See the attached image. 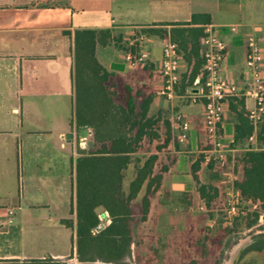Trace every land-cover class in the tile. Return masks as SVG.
I'll return each instance as SVG.
<instances>
[{"label": "crops", "instance_id": "crops-1", "mask_svg": "<svg viewBox=\"0 0 264 264\" xmlns=\"http://www.w3.org/2000/svg\"><path fill=\"white\" fill-rule=\"evenodd\" d=\"M194 14H208L210 23L204 30L210 28L226 46L219 69L221 79L238 86L249 79L245 68L246 41L253 37L262 54L264 80V0H0V71L6 58H13L14 69V76L0 74V264L78 261L75 230L59 223L61 219L76 217L74 160L83 150V143L77 141L76 130L71 126L74 32L109 29L114 35H122L128 47L127 40L141 29L169 30L170 24L189 22ZM162 40L145 36L140 50L148 53V60L136 69L119 63L124 52L114 46L96 48L98 61L109 72L130 86L140 83L154 94L149 113H161L170 123L172 139L157 153L158 164L168 169L150 198L146 220L139 224L149 221L153 205L156 206L155 196L158 206H165L168 200L158 195L169 196L185 206L199 202L204 207L190 171L196 159L203 160L201 151L206 148L202 100L191 105L178 98L167 101L156 94L161 87L158 68ZM4 51L10 53L5 55ZM59 66L64 68L62 76L57 75ZM185 68L181 62L180 72ZM198 87L201 88L196 86L192 93H197ZM36 98L53 99L45 119L40 116L43 109L38 107ZM249 100L245 99L246 109L252 106V100L248 105ZM176 112L183 114L190 126L183 143L177 141L172 121ZM37 114L39 122H35ZM221 129L224 143L231 147L234 117L228 106ZM243 146L233 148L234 153H242L246 146L257 150L256 134L254 141L247 139ZM207 169L204 161L200 163L198 179L216 187L215 180L209 178L214 174H208V179L203 177ZM133 175H124L123 190H127ZM143 188L144 185L137 201ZM103 215L99 213L98 219ZM108 223L109 220L102 225Z\"/></svg>", "mask_w": 264, "mask_h": 264}, {"label": "trees", "instance_id": "trees-1", "mask_svg": "<svg viewBox=\"0 0 264 264\" xmlns=\"http://www.w3.org/2000/svg\"><path fill=\"white\" fill-rule=\"evenodd\" d=\"M210 23L208 14H194L189 22L165 27L141 29L138 34L169 39L185 64L180 72L176 95L193 92V82L204 85L201 39L204 26ZM69 34V33H67ZM114 46L121 52L134 50L123 43L122 35L109 29L76 30L73 36L71 81L73 112L71 126L86 129L92 136L93 147L79 152L74 160L75 220L61 219L59 223L75 230L76 256L79 262L91 264H123L130 256L136 225L146 220L150 198L160 186L162 173L167 166L158 164V154L171 141L170 123L161 113L151 115L154 94L144 86L133 88L104 68L96 57L97 47ZM228 110L234 117L232 148H244L252 135L253 126L248 120L243 97L228 100ZM258 149L246 146L236 157L241 175L234 183L235 191L243 200L257 205L264 215V125L256 132ZM202 159L190 166L196 192L209 210L218 197V189L199 181L197 172ZM133 164L134 175L127 190H123L124 172ZM211 168L212 163L207 164ZM144 185L142 197L137 201ZM99 213H107L109 223L97 231ZM258 210L251 212L247 226L256 223ZM212 217V215H210ZM264 240H259L245 251L260 252ZM30 264H60L33 261ZM214 264H219V261Z\"/></svg>", "mask_w": 264, "mask_h": 264}, {"label": "rangeland", "instance_id": "rangeland-1", "mask_svg": "<svg viewBox=\"0 0 264 264\" xmlns=\"http://www.w3.org/2000/svg\"><path fill=\"white\" fill-rule=\"evenodd\" d=\"M7 55L9 51L2 52ZM13 58L4 59V67L0 74L11 77L14 76V69L11 67ZM126 68H130L123 60L119 61ZM64 68L59 66L57 75H63ZM37 75H41L39 72ZM140 85L132 86L138 88ZM144 86V85H142ZM145 87V86H144ZM148 89V88H146ZM147 91V90H146ZM50 98H36V103L40 109H43V116L47 117ZM50 101V102H51ZM187 104V103H186ZM251 105V100L248 101ZM10 113L9 107L7 110ZM35 122H39V115H35ZM25 121V120H24ZM264 125V121L261 123ZM52 131L55 125L51 124ZM75 137L77 141L83 143L85 140L91 139V134L80 136L76 130ZM82 137V139H81ZM234 153V158L239 156ZM231 165L213 164L211 168L206 170L203 177L208 179V174H214L209 178L216 183L218 189V197L209 210H206L199 202L196 204L185 206L173 201L171 197L158 195L165 202V206H158V200L154 197L153 210L149 221L143 224H137L134 229L133 243L131 245L130 256L123 260V264H224L230 256L232 248L240 241L247 238H254L264 234V215L257 205L251 204L249 201L238 199L237 215L231 216L227 213V195L230 187L226 183V175L230 172ZM133 164L124 172L126 178L133 175ZM233 172L236 180L240 178V165L233 166ZM171 198V199H170ZM170 199V200H169ZM258 210L259 216L256 223L247 226L251 214ZM212 215V217H210ZM101 224V223H100ZM246 250V248L244 249ZM241 252L236 264H264V248L260 252L245 251ZM74 264H86L83 262H75ZM28 264V263H22ZM91 264H105L95 261Z\"/></svg>", "mask_w": 264, "mask_h": 264}, {"label": "built area", "instance_id": "built-area-1", "mask_svg": "<svg viewBox=\"0 0 264 264\" xmlns=\"http://www.w3.org/2000/svg\"><path fill=\"white\" fill-rule=\"evenodd\" d=\"M144 38L145 35L139 33L134 34L133 39L127 40L128 48L134 47V50L124 52L123 59L132 69L142 67L148 60V53L145 50H140V45ZM201 47L204 61V85L201 88L198 87L197 93L190 92L180 96L176 95L175 90L180 79L181 56L178 53L177 45L169 37L162 40L161 63L158 68L161 87L156 94L167 101L178 98L191 105L197 104L200 99L202 100L206 143V148L201 151L203 161L205 164L231 165L230 172L225 176L226 183L230 187L227 193L229 196L227 213L235 216L237 215L236 206L240 198L234 188L236 181L233 172L234 163L236 165L234 158L235 149L224 143L221 124L229 99L235 97L249 98L252 100V106L246 109V116L251 122L254 132L248 138V141L252 142L255 140L256 130L264 121V80L261 75L262 54L255 38L249 37L246 41L245 56V68L249 79L243 86H238L221 79L219 76V69L226 53V46L210 28L205 29V36L201 39ZM197 84L198 79L193 82L194 87ZM172 121L176 129L177 141L183 143L190 128L189 122L179 112L173 114ZM107 220V213L99 217L101 224Z\"/></svg>", "mask_w": 264, "mask_h": 264}, {"label": "water", "instance_id": "water-1", "mask_svg": "<svg viewBox=\"0 0 264 264\" xmlns=\"http://www.w3.org/2000/svg\"><path fill=\"white\" fill-rule=\"evenodd\" d=\"M80 135L83 136L85 135L84 138H86L87 136V130L86 129H82L80 130ZM70 138V134L66 135V139ZM69 141V140H68ZM86 147L87 149H90L93 147V141L91 139H86ZM103 227L102 224H100L97 228V231L100 230ZM259 240H264V234L260 235V236H256L254 238H247L244 240H240L231 250L229 259L224 263V264H236L241 252L247 248L248 246H250L251 244L259 241ZM62 264H74L72 262H66V263H62Z\"/></svg>", "mask_w": 264, "mask_h": 264}]
</instances>
